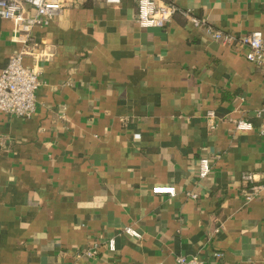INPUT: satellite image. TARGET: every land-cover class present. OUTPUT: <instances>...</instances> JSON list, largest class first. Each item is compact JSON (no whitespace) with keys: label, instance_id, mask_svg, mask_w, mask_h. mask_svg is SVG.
Instances as JSON below:
<instances>
[{"label":"crops","instance_id":"1","mask_svg":"<svg viewBox=\"0 0 264 264\" xmlns=\"http://www.w3.org/2000/svg\"><path fill=\"white\" fill-rule=\"evenodd\" d=\"M58 1L26 40L0 18V71L21 52L40 80L30 116L0 112V264H264V68L180 12L141 28L134 0ZM164 1L223 33L264 35V0ZM243 172L259 186L249 199Z\"/></svg>","mask_w":264,"mask_h":264},{"label":"built area","instance_id":"2","mask_svg":"<svg viewBox=\"0 0 264 264\" xmlns=\"http://www.w3.org/2000/svg\"><path fill=\"white\" fill-rule=\"evenodd\" d=\"M108 3H118L120 0H105ZM135 22L141 28L165 27L171 17L180 12L185 15L192 26L199 29L207 37L221 41L225 45H242L246 47L244 57L257 67L264 68V35L259 30L249 31L235 36L232 33H223L215 29L205 18L192 14L189 10L179 8L172 1L164 0H134ZM62 4L58 0H0V18L10 19L13 22L15 34H24V40L30 38L31 30L37 25L47 24L50 19L59 14ZM22 53H16L8 58L0 71V112L15 117H28L35 107V93L40 85L39 73L33 66L23 64ZM254 116L260 119L258 131L264 135V98L262 105L255 111ZM205 118L210 128H214L218 118L213 110L205 112ZM237 130H250L253 122L249 118H237L234 121ZM210 171V161L207 156H200L197 162L196 175L199 179L205 178ZM244 184L242 194L246 199L254 195L259 186L253 184L254 175L250 172L241 174ZM248 186V187H247ZM154 193L174 195L173 186L158 185L152 188ZM191 198H197L194 192H185ZM123 231L131 236L139 234L131 226H125ZM109 248H113V240L108 241ZM216 257L221 253L216 252ZM154 264H161L159 262ZM174 264H205L199 256L185 257L176 255Z\"/></svg>","mask_w":264,"mask_h":264}]
</instances>
